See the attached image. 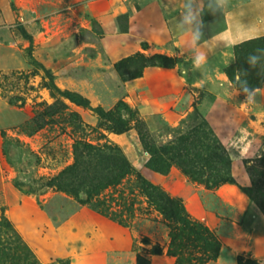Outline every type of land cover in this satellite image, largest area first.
Instances as JSON below:
<instances>
[{"label":"rangeland","instance_id":"obj_1","mask_svg":"<svg viewBox=\"0 0 264 264\" xmlns=\"http://www.w3.org/2000/svg\"><path fill=\"white\" fill-rule=\"evenodd\" d=\"M235 2L249 3L0 0V220L9 221L39 264H138V256L146 264H176L169 249L171 222L150 204L136 175L98 190L79 176L74 185L64 183L68 189L53 185V178L75 162L80 140L104 147L101 155L86 159L92 179L110 177L107 162L121 154L145 180L180 198L191 219L220 243L217 258L206 264H239V259L264 264L259 208L236 184L208 189L194 181L179 166L180 153L175 156L179 142L187 145L192 168L200 179L211 180L232 158L252 167L246 161L264 153V115L234 102L243 93L228 84L224 72L235 62L234 47L253 39L221 36L230 27L225 11H236ZM263 4L252 6L258 30L264 27ZM166 20L172 23L170 39ZM137 52L161 53L176 62L147 67L141 77L122 82L114 64ZM47 73L61 91L88 104L61 97L65 114L74 112L80 121L68 124V115L55 116L53 123L25 133V124L55 100L44 87ZM245 147L252 156L243 157ZM98 201L122 224L89 204ZM15 249L23 253L16 235L0 231V262ZM198 256L184 255L183 264H195Z\"/></svg>","mask_w":264,"mask_h":264},{"label":"trees","instance_id":"obj_2","mask_svg":"<svg viewBox=\"0 0 264 264\" xmlns=\"http://www.w3.org/2000/svg\"><path fill=\"white\" fill-rule=\"evenodd\" d=\"M21 33L27 36V32L21 28ZM145 45V43H143ZM235 62L224 69L230 83L242 93L247 94L256 89L261 88L264 80V36L246 40L237 44L234 47ZM175 59L161 53L152 55H145L137 52L133 55L124 57L114 64V69L122 82L136 79L142 76L143 71L147 67L160 66L171 67L175 63ZM48 81L44 83L53 98L54 102L45 105L44 109L35 115L24 126V132L30 134L31 132L41 129L44 126L53 123L55 116L68 115L64 119L68 124H72L73 120H79V117L74 112H68L67 105L62 101L61 97L67 98L69 101L76 105L87 106V99L76 95L75 93L61 91L54 83L52 75L47 73ZM100 116H103L101 110H97ZM186 120L181 123L184 124ZM124 129H122L123 131ZM104 147H93L90 144L84 143L81 140L76 141L74 146L75 162L72 165L64 168L60 173L53 178L54 186L64 190L68 189V185H74L73 179L77 176L83 180L88 181L89 186H94L95 190L104 188L106 186L116 185L127 174H134L141 181V190H143L150 204L159 211L169 222L170 227V254L176 257V264H183V256L191 254V252H199V256L195 257L193 261L195 264H206L210 260L217 258L220 250V243L216 236L211 232L207 226L197 222L189 216L185 209L184 203L180 198L169 196L166 192L162 191L158 186L145 180L135 169L131 166L128 160L121 154L120 158H110L107 162L110 168V177L92 179L90 171H88V158L103 153ZM106 149H110L106 146ZM181 152H184V157ZM180 153V155H179ZM190 149L185 144L178 143V152L175 156H180L177 159L179 166L183 172L194 181L204 183L208 189H216L224 183L236 184L242 192H244L248 199L254 203L264 215V153H261L256 158L246 161V163H253L255 166L245 165L246 171L249 175L251 185L240 186L236 183L231 174V161L228 162V168L223 169V173L217 179L203 180L199 178V174L192 168L189 158ZM253 167L262 170L259 177L255 175ZM83 182V183H86ZM68 183L65 185L64 183ZM87 184V183H86ZM87 200L90 201V192L85 191ZM90 206L105 215H110L108 208L103 201L95 203L90 202ZM111 213L113 219H117L122 224V220ZM0 231L14 233L16 235L17 243L23 246V253L20 255L15 252L8 255L6 262L0 264H39L35 255L30 251L27 245L21 240V237L13 230L9 221L6 218L0 220ZM138 264H146L142 262L140 256L137 257ZM189 262V261H188ZM239 264H244L242 259H239ZM252 264H257L255 261Z\"/></svg>","mask_w":264,"mask_h":264},{"label":"crops","instance_id":"obj_3","mask_svg":"<svg viewBox=\"0 0 264 264\" xmlns=\"http://www.w3.org/2000/svg\"><path fill=\"white\" fill-rule=\"evenodd\" d=\"M221 1L222 0H217L218 5H221ZM249 3L247 2V4H238L235 2V6L237 5V10H228L225 11L226 13V18L228 23L230 24V27H228L226 32H223L221 34V36H232L231 33H233L234 41L238 40L237 42L249 39V38H255V37H259L261 35L264 34V27L261 30H258V26H255L252 24V20H254V18L256 16H254V11L252 6H254L253 4L256 5H261L263 3L259 2L256 0L255 1H250L248 0ZM259 2V3H258ZM264 5V4H263ZM234 6V7H235ZM191 16V15H190ZM189 19V20H188ZM188 19L186 20L187 22H190V17H188ZM191 19L194 21L197 19V14H196V10L193 13ZM240 20V21H238ZM167 22H165V24H168L167 26H165V38L166 39H170L171 34H172V23L168 22V20H166ZM185 20L183 22V25H181L182 29L185 31L189 26V23H187ZM237 24V27L235 26V28L233 27V23ZM238 22L240 24H238ZM242 22L244 23H251V24H241ZM234 23V24H235ZM264 24V23H263ZM252 26H254L255 28L252 29ZM235 33V34H234ZM159 35L163 36L164 35V31H160ZM233 61H231L232 63ZM228 84H230L232 87L233 85L230 83V81L228 80ZM235 89V88H234ZM236 92H238L239 94H241L238 90H236ZM238 105L240 106H245V107H250L253 108L254 111H252L253 113L257 114H261L264 115V81H263V85L261 88L256 89L250 93L247 94H242L240 97H238V99L236 101ZM211 114V112H210ZM243 153V157L247 158L252 156V152L253 150L248 147L246 149V147L244 149H242L241 151ZM231 173L234 177V179L241 184L242 186H248L250 184V180H249V176L247 174V172L245 171L244 165L242 163V161H237L236 159L232 158V163H231Z\"/></svg>","mask_w":264,"mask_h":264}]
</instances>
